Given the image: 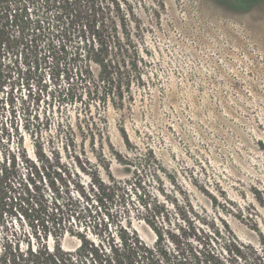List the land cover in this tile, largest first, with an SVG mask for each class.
Masks as SVG:
<instances>
[{
  "label": "rangeland",
  "instance_id": "374dc122",
  "mask_svg": "<svg viewBox=\"0 0 264 264\" xmlns=\"http://www.w3.org/2000/svg\"><path fill=\"white\" fill-rule=\"evenodd\" d=\"M42 1L30 6V12L36 7L42 15L38 6ZM127 1L133 11L128 22L133 40L140 51L148 49L142 70L145 90L134 89V103L123 108L104 110L94 104L87 108V96L81 95L86 89L72 87L71 81L73 101L51 98L55 87L44 73L48 90L36 104L27 99L26 76L13 68L10 80L18 101L15 116L8 107L2 111L0 163L14 146L5 131L14 135L13 127L23 126L25 108L30 107L31 120L37 116L47 122V134L54 141L70 125L77 149L102 176L110 166L118 180L128 178L116 152L131 156L136 150L152 151L155 168L162 169L164 193L152 183L151 195L175 198L181 204L187 199L195 211L227 223L241 242L258 245L264 238V0ZM56 15L53 9L43 16L54 26ZM39 45L43 50L45 42ZM60 80L58 87L68 89ZM36 82L37 78L29 81L34 92ZM2 89L1 99L11 92L9 83ZM20 97L26 100L25 107ZM122 130L130 146L122 143ZM20 174L26 175V170ZM34 180L43 195L34 201L50 203L56 195L47 188L50 179H42V184L37 177ZM20 209L5 208L0 252L6 243L24 246L28 239L34 241V230L42 229L37 221L43 214L29 211L24 216ZM136 228L144 241H153L147 227Z\"/></svg>",
  "mask_w": 264,
  "mask_h": 264
},
{
  "label": "trees",
  "instance_id": "16d2710c",
  "mask_svg": "<svg viewBox=\"0 0 264 264\" xmlns=\"http://www.w3.org/2000/svg\"><path fill=\"white\" fill-rule=\"evenodd\" d=\"M39 1L0 0V91L6 83L11 90L0 98V118L6 107L15 116L13 68L26 76L27 99L36 104L48 90L44 73L55 87L51 98L61 102L75 98L71 81L72 87L86 89L81 95L87 96V108L94 104L105 110L134 103V89L145 90L142 70L148 49L140 51L133 40L129 2L43 0L38 4L42 15L36 7L31 13L30 6ZM53 9L55 27L43 16ZM35 78L34 92L29 81ZM60 79L68 89L58 87ZM20 100L25 107L26 100ZM29 110L25 108L28 114L21 128L12 124L14 135L5 131L14 146L0 163V222L5 208L19 206L24 216L29 211L43 214L37 221L42 229L34 230V241L28 239L24 246L6 243L0 264H264V238L258 245L243 243L227 223L195 211L187 199L181 204L149 193L152 183L164 193L162 169L155 168L152 151L136 150L131 156L116 152L128 178L118 180L110 166L102 176L77 149L70 125L54 141L47 134L48 123L37 116L32 121ZM121 141L130 146L124 130ZM21 169L26 175L20 174ZM36 177L41 184L42 179H50L47 188L56 192L50 203L34 201L35 196L43 198ZM139 224L152 232V242L142 239Z\"/></svg>",
  "mask_w": 264,
  "mask_h": 264
}]
</instances>
